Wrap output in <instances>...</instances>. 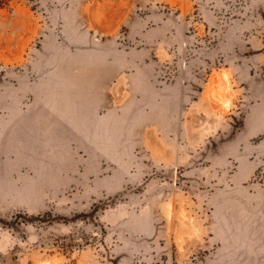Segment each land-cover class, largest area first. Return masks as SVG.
Masks as SVG:
<instances>
[{
	"label": "rangeland",
	"instance_id": "374dc122",
	"mask_svg": "<svg viewBox=\"0 0 264 264\" xmlns=\"http://www.w3.org/2000/svg\"><path fill=\"white\" fill-rule=\"evenodd\" d=\"M0 264H264V0L0 8Z\"/></svg>",
	"mask_w": 264,
	"mask_h": 264
},
{
	"label": "trees",
	"instance_id": "16d2710c",
	"mask_svg": "<svg viewBox=\"0 0 264 264\" xmlns=\"http://www.w3.org/2000/svg\"><path fill=\"white\" fill-rule=\"evenodd\" d=\"M12 0H0V8H4L10 4Z\"/></svg>",
	"mask_w": 264,
	"mask_h": 264
}]
</instances>
